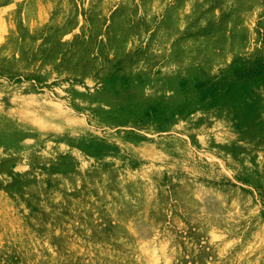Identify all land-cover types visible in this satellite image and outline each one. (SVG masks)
Returning <instances> with one entry per match:
<instances>
[{
	"label": "rangeland",
	"instance_id": "rangeland-1",
	"mask_svg": "<svg viewBox=\"0 0 264 264\" xmlns=\"http://www.w3.org/2000/svg\"><path fill=\"white\" fill-rule=\"evenodd\" d=\"M0 264H264V0H0Z\"/></svg>",
	"mask_w": 264,
	"mask_h": 264
}]
</instances>
